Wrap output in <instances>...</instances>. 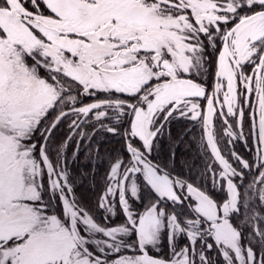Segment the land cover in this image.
Here are the masks:
<instances>
[{"label":"snow or ice","instance_id":"obj_1","mask_svg":"<svg viewBox=\"0 0 264 264\" xmlns=\"http://www.w3.org/2000/svg\"><path fill=\"white\" fill-rule=\"evenodd\" d=\"M98 132L87 204L67 148ZM0 264H264V0H0Z\"/></svg>","mask_w":264,"mask_h":264},{"label":"trees","instance_id":"obj_2","mask_svg":"<svg viewBox=\"0 0 264 264\" xmlns=\"http://www.w3.org/2000/svg\"><path fill=\"white\" fill-rule=\"evenodd\" d=\"M214 59V57H213ZM207 85L211 90L212 78L211 76L206 77ZM66 126H61L57 130V139L63 140L67 133L65 131ZM192 129L187 135H183L186 129ZM171 129V141H169L167 135L158 140V155L159 158L167 160L171 154V150L174 148L175 157V171L179 175H187V168L185 162L191 163L193 167L199 166L201 161L198 152V146L194 142V137L199 135L198 126L193 128L191 122L185 120H173L170 122ZM90 132L91 129H88ZM247 131V125L245 126ZM183 135V139L181 136ZM179 141V143H176ZM97 147L99 151L97 152ZM221 147H224L222 144ZM235 149L242 153L247 154L251 149L244 147L243 141H236L234 145ZM77 146L75 141H72L67 148V157L69 160V169L73 180L75 182V190L77 196L81 198L84 203L94 204L96 193L103 186V178L105 170L108 167V153L119 152L122 149V142L118 137L112 136L111 134L98 132L89 141L84 139L79 146L76 157H73V152L76 151ZM113 223H119L120 218L117 217ZM161 249V255L167 253L166 247ZM184 243L183 240L180 241ZM209 255H215L209 253Z\"/></svg>","mask_w":264,"mask_h":264},{"label":"rangeland","instance_id":"obj_3","mask_svg":"<svg viewBox=\"0 0 264 264\" xmlns=\"http://www.w3.org/2000/svg\"><path fill=\"white\" fill-rule=\"evenodd\" d=\"M204 103H206V101Z\"/></svg>","mask_w":264,"mask_h":264}]
</instances>
